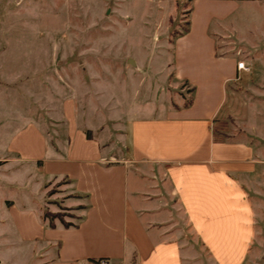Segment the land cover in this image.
<instances>
[{
    "label": "rangeland",
    "instance_id": "rangeland-1",
    "mask_svg": "<svg viewBox=\"0 0 264 264\" xmlns=\"http://www.w3.org/2000/svg\"><path fill=\"white\" fill-rule=\"evenodd\" d=\"M192 1L0 0V264H50L54 246L34 236L51 222L79 223L84 211L68 203L77 199L64 179H45L37 162L8 152L12 134L36 124L50 145L58 136L65 143L69 107L87 137L108 133V145L122 148L126 159L131 119L157 116L191 99L192 88L175 78L173 55ZM239 1L238 22L228 21L215 35L216 52L234 54L251 68L240 90L250 105L249 128L232 122L222 136L264 149V131L255 132L260 120L264 130V0ZM257 200L263 244L255 245L249 264H264V197ZM174 206L166 225L188 230L187 264H213ZM88 264L112 263L96 258Z\"/></svg>",
    "mask_w": 264,
    "mask_h": 264
},
{
    "label": "crops",
    "instance_id": "crops-1",
    "mask_svg": "<svg viewBox=\"0 0 264 264\" xmlns=\"http://www.w3.org/2000/svg\"><path fill=\"white\" fill-rule=\"evenodd\" d=\"M241 7L239 0L192 1L173 55L175 78L192 88L190 103L131 119L126 159L122 148L108 145V133L87 137L69 107L65 143L58 136L50 145L36 124L12 134L8 152L37 162L45 179H64L77 199L68 203L84 207L75 225L51 227L42 219L47 228L34 239L54 246L50 264H187L188 230L166 225L170 205L213 264H249L263 244L254 203L264 197V149L222 136L232 122L243 121L248 131L250 105L240 90L252 74L237 69L234 54L218 55L215 37L228 21L238 22Z\"/></svg>",
    "mask_w": 264,
    "mask_h": 264
},
{
    "label": "built area",
    "instance_id": "built-area-1",
    "mask_svg": "<svg viewBox=\"0 0 264 264\" xmlns=\"http://www.w3.org/2000/svg\"><path fill=\"white\" fill-rule=\"evenodd\" d=\"M236 67L238 70H243V71H249L250 69V67L243 60L238 61Z\"/></svg>",
    "mask_w": 264,
    "mask_h": 264
},
{
    "label": "trees",
    "instance_id": "trees-1",
    "mask_svg": "<svg viewBox=\"0 0 264 264\" xmlns=\"http://www.w3.org/2000/svg\"><path fill=\"white\" fill-rule=\"evenodd\" d=\"M189 103H190V101H189V102H187V103H184V106H187V105H189ZM62 224H63L64 226H66V227L70 225V224H65V223H63V222H62ZM50 226H51V227H53V226H54V223H53V222H51V223H50Z\"/></svg>",
    "mask_w": 264,
    "mask_h": 264
}]
</instances>
